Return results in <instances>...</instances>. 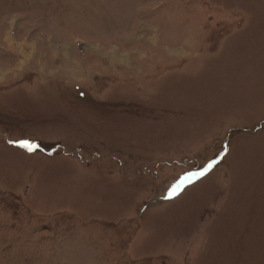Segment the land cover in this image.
<instances>
[{"label": "rangeland", "instance_id": "obj_1", "mask_svg": "<svg viewBox=\"0 0 264 264\" xmlns=\"http://www.w3.org/2000/svg\"><path fill=\"white\" fill-rule=\"evenodd\" d=\"M0 264H264V0H0Z\"/></svg>", "mask_w": 264, "mask_h": 264}, {"label": "snow or ice", "instance_id": "obj_2", "mask_svg": "<svg viewBox=\"0 0 264 264\" xmlns=\"http://www.w3.org/2000/svg\"><path fill=\"white\" fill-rule=\"evenodd\" d=\"M21 147H24V148H26L29 152H31V151H33V150H35V148L37 147L36 145H33V144H30V143H28V142H24L23 144H21ZM212 164H210L209 166H208V169H206L205 170V172H200L199 174H196V175H198V176H203L205 173H206V171H208V170H210L211 168H212ZM186 182L187 183H191L192 182V180H191V178H186ZM178 193V189H173V191H172V193L170 194V195H172V196H174V195H176Z\"/></svg>", "mask_w": 264, "mask_h": 264}]
</instances>
